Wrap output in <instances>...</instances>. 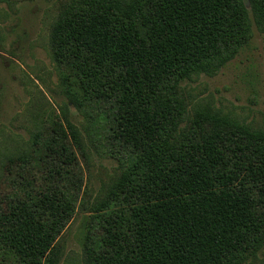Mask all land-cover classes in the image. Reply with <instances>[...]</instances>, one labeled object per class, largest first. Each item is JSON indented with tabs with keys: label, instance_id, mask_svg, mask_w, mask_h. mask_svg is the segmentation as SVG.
I'll use <instances>...</instances> for the list:
<instances>
[{
	"label": "trees",
	"instance_id": "16d2710c",
	"mask_svg": "<svg viewBox=\"0 0 264 264\" xmlns=\"http://www.w3.org/2000/svg\"><path fill=\"white\" fill-rule=\"evenodd\" d=\"M250 14L264 26V0L64 6L49 39L64 103L56 110L45 98L28 139L4 156L0 264H61V237L78 213L83 264L257 260L264 132L216 113L189 118L182 89L246 44ZM70 105L119 167L92 202L81 164L86 143Z\"/></svg>",
	"mask_w": 264,
	"mask_h": 264
},
{
	"label": "rangeland",
	"instance_id": "374dc122",
	"mask_svg": "<svg viewBox=\"0 0 264 264\" xmlns=\"http://www.w3.org/2000/svg\"><path fill=\"white\" fill-rule=\"evenodd\" d=\"M72 1L0 3V183L4 156L22 147L33 131L35 108L45 98L56 110L63 106L49 39L57 16ZM250 17V38L231 59L182 83L189 118L200 112L216 113L264 132V26ZM68 116L86 143L88 159L81 164L87 201L92 202L118 174V163L91 140L87 116L71 105ZM82 220L78 213L61 237V264H83ZM263 261L264 249L251 264Z\"/></svg>",
	"mask_w": 264,
	"mask_h": 264
}]
</instances>
